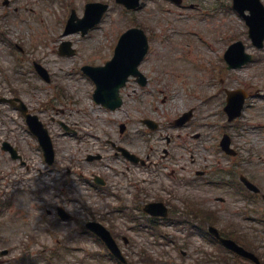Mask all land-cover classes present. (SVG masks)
<instances>
[{
  "label": "rangeland",
  "instance_id": "374dc122",
  "mask_svg": "<svg viewBox=\"0 0 264 264\" xmlns=\"http://www.w3.org/2000/svg\"><path fill=\"white\" fill-rule=\"evenodd\" d=\"M3 1L0 0V192L11 196L13 203L0 213V264H10L23 249L36 258L34 264H47L43 256H48L55 244L45 229L55 230L58 249L64 254L59 264H110L100 257L88 258L85 250L95 247L86 235L79 236L74 231L75 224L91 216L115 232L132 264H196L194 261L202 255L200 249L205 250L197 233L186 236L178 226L185 223L172 224V220L162 219L155 224V236L133 229L126 215L110 209L118 202L112 196L114 192L138 213L140 222L149 218L140 214L143 202L160 198L180 211L185 207L181 202L192 199L197 205L212 209L218 222L235 221L231 228L248 236L256 251L264 254V227L252 217L245 219L243 213L254 202L245 200L243 191L233 194L225 186L203 184L213 176L217 180L226 178L228 167L236 183L243 173L259 182L264 192V47L252 45L241 17L231 8V0H183V6L166 0H142L136 10H127L115 0H93L107 3L108 9L96 28L85 36L63 35L56 15L65 12L71 3L81 16L87 0H50V4L47 0H9L6 5ZM45 4L47 9L52 6L49 14L44 12ZM213 7L219 9L214 17L209 13ZM27 22L37 31L27 35L31 39L35 34L42 37L37 46L29 45L25 33H16L14 26H25ZM135 25L141 26L149 38L148 53L140 64L148 83L140 86L130 78L120 89V108L107 110L93 102L94 84L81 66L102 65L110 59L120 33ZM45 26L50 30H44ZM203 30L202 36L210 42L203 49H193L190 39ZM237 39L252 53V61L237 69L222 66L223 78L217 82L214 66L216 62L225 66L223 53ZM66 40L75 52L59 55L58 45ZM12 41L25 46L18 61L12 53ZM41 43L49 48L40 49ZM32 60L47 69L49 82L37 76ZM10 76L13 79L9 86ZM237 87L249 95L240 117L229 122L222 110L224 90ZM13 96L22 99L48 128L55 151L51 167L44 162L37 139L25 128L19 112L2 103V97ZM189 109L192 117L182 126H174L173 120ZM143 118L156 121L158 128H147L141 122ZM121 124L124 130L120 132ZM224 132L230 135L237 150L234 157L224 155L216 145ZM8 138L16 145L24 164L12 160L1 149L2 139ZM111 142L124 145L143 163H132L116 154ZM91 154L101 157L89 161L87 156ZM197 170L204 171L201 178L195 175ZM167 172L174 176L173 180L167 178ZM12 174L23 181L8 185L6 181ZM93 175L105 180L106 185L100 188L106 192L90 182ZM184 176L190 186L180 185ZM130 183L138 185V202L131 197ZM220 197L224 199L218 200ZM256 199L258 209L251 207L250 216L263 211L262 201ZM57 200L74 212L75 220L62 223L46 213L50 202ZM31 224L33 242L26 237ZM165 238L172 243H162ZM64 244L83 251L66 250L62 248ZM178 244L184 256H179ZM3 249L8 250L7 256L1 254ZM149 255L153 257L151 263L146 261ZM198 263L204 264V260Z\"/></svg>",
  "mask_w": 264,
  "mask_h": 264
},
{
  "label": "water",
  "instance_id": "95a60500",
  "mask_svg": "<svg viewBox=\"0 0 264 264\" xmlns=\"http://www.w3.org/2000/svg\"><path fill=\"white\" fill-rule=\"evenodd\" d=\"M127 5L134 6L137 0L126 1ZM93 4H89L86 7V14L90 11ZM105 9V6H103ZM102 9V10H103ZM101 11L96 16L90 19L88 22H83L80 27L71 28L68 27L67 31L76 29H82L84 32L89 26L93 25L100 17ZM88 15H86L87 17ZM147 48L146 39L142 31L139 29H130L124 33L116 47L115 55L113 59L103 67H84V70L88 72L96 81V100L101 101L110 108H115L121 104V99L118 96V88L124 84L128 74H138L136 70L137 63L145 53ZM140 80L144 82V77L140 76ZM236 101V100H235ZM243 98L240 97L234 105V111H229L230 117L239 115L242 107ZM234 102V101H233ZM34 131L41 137H44L48 141L45 131H39L34 128ZM227 144V140L224 141ZM46 144V143H45ZM49 144V142L47 143ZM50 145V144H49ZM156 205H152L150 209H154ZM103 234L108 237V234L103 231Z\"/></svg>",
  "mask_w": 264,
  "mask_h": 264
},
{
  "label": "bare ground",
  "instance_id": "6f19581e",
  "mask_svg": "<svg viewBox=\"0 0 264 264\" xmlns=\"http://www.w3.org/2000/svg\"><path fill=\"white\" fill-rule=\"evenodd\" d=\"M30 24V22H28V23H25L24 25L25 26H28ZM22 26H23V24H21ZM25 26H23V27H25ZM37 39V36H34V41ZM164 98H166V94L164 95Z\"/></svg>",
  "mask_w": 264,
  "mask_h": 264
}]
</instances>
